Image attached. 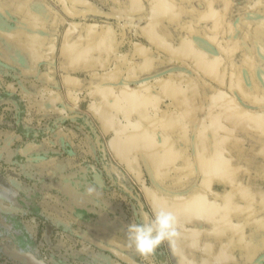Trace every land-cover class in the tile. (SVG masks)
Instances as JSON below:
<instances>
[{"label": "crops", "instance_id": "obj_1", "mask_svg": "<svg viewBox=\"0 0 264 264\" xmlns=\"http://www.w3.org/2000/svg\"><path fill=\"white\" fill-rule=\"evenodd\" d=\"M65 2L116 18L0 0V191L68 194L41 192L19 248L127 264L90 237L133 264H264V0ZM161 208L176 235L142 256L128 226Z\"/></svg>", "mask_w": 264, "mask_h": 264}, {"label": "trees", "instance_id": "obj_2", "mask_svg": "<svg viewBox=\"0 0 264 264\" xmlns=\"http://www.w3.org/2000/svg\"><path fill=\"white\" fill-rule=\"evenodd\" d=\"M24 156V155H21ZM22 158V157H21ZM58 191L60 196L67 197L66 193L59 186H37L29 187L22 183H19L15 187L17 195L5 194L0 191V260L7 259L10 261L26 264L24 259L19 255L23 252H32L37 257H39L40 252L38 249L33 250H24L19 248L17 243L25 241L29 237V233L26 229L24 223V217L26 216H37L40 213H43V210L39 205V198L42 197L41 192L47 191ZM71 196V195H70ZM52 202H56L54 198H50ZM52 221V220H51ZM85 241V240H84ZM87 242V241H86ZM69 249L64 253V258L62 256H56L54 252H50L47 255V258L51 264H60L59 262L67 261L69 258H72L71 255L74 254V260L84 264L87 262V259L84 255L76 254L72 250V246H68ZM99 253H104L102 250H97ZM72 262L68 263L71 264Z\"/></svg>", "mask_w": 264, "mask_h": 264}, {"label": "clouds", "instance_id": "obj_3", "mask_svg": "<svg viewBox=\"0 0 264 264\" xmlns=\"http://www.w3.org/2000/svg\"><path fill=\"white\" fill-rule=\"evenodd\" d=\"M128 246L142 256L151 255L164 241L176 235V219L168 211L159 209L151 224H130L128 226Z\"/></svg>", "mask_w": 264, "mask_h": 264}, {"label": "water", "instance_id": "obj_4", "mask_svg": "<svg viewBox=\"0 0 264 264\" xmlns=\"http://www.w3.org/2000/svg\"><path fill=\"white\" fill-rule=\"evenodd\" d=\"M64 9V14H67L68 17L73 18V19H77V18H82L85 16H95L98 18H103V19H112L115 20L116 17L111 16L110 14H107L105 12H101L98 10H91V11H82V12H78V13H73L67 6L65 0H60ZM90 244H92L94 247H96L99 250H102L104 252H107L109 254L112 255V257L117 258L118 260L125 262L127 264H133V261L131 260V258L129 256H127L125 253L105 245L104 243L95 240L93 238L90 237H86L85 238ZM22 259H24L26 264H49L47 263L45 260L37 258L35 255L31 254V253H21L19 255Z\"/></svg>", "mask_w": 264, "mask_h": 264}, {"label": "rangeland", "instance_id": "obj_5", "mask_svg": "<svg viewBox=\"0 0 264 264\" xmlns=\"http://www.w3.org/2000/svg\"><path fill=\"white\" fill-rule=\"evenodd\" d=\"M44 249H46V248H44ZM42 253H43V254H42L43 257H45V259H46L47 255H48V253H50V251H49V250H48V251H46V250L44 251V250H43Z\"/></svg>", "mask_w": 264, "mask_h": 264}, {"label": "flooded vegetation", "instance_id": "obj_6", "mask_svg": "<svg viewBox=\"0 0 264 264\" xmlns=\"http://www.w3.org/2000/svg\"><path fill=\"white\" fill-rule=\"evenodd\" d=\"M48 263V262H47Z\"/></svg>", "mask_w": 264, "mask_h": 264}]
</instances>
